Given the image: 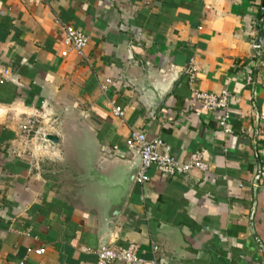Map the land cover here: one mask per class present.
<instances>
[{
	"label": "crops",
	"instance_id": "crops-1",
	"mask_svg": "<svg viewBox=\"0 0 264 264\" xmlns=\"http://www.w3.org/2000/svg\"><path fill=\"white\" fill-rule=\"evenodd\" d=\"M63 26L89 38L83 59ZM195 91L228 93L226 127ZM36 114L59 144L28 156ZM132 131L208 170H150L109 234L96 174L134 160ZM103 242L148 264H264V0H0V264H97Z\"/></svg>",
	"mask_w": 264,
	"mask_h": 264
},
{
	"label": "built area",
	"instance_id": "built-area-1",
	"mask_svg": "<svg viewBox=\"0 0 264 264\" xmlns=\"http://www.w3.org/2000/svg\"><path fill=\"white\" fill-rule=\"evenodd\" d=\"M62 44L66 49L72 50L75 54L83 59L85 52L89 46V38L81 31L71 27L63 26ZM198 69L192 66L188 70L190 76V84H193L197 75ZM2 77L9 78V71H3ZM250 81V80H249ZM110 81H106L101 89L106 91ZM195 99L199 103L202 112H217L225 111L220 119V125L226 127L231 119V113L228 110L229 95L227 92L222 94L205 93L195 91ZM108 107L111 109L114 117L124 120L125 109L118 106L114 101H108ZM48 136H57V121L46 119L40 114L28 118L20 126V142L26 148L28 156H36L38 154L50 151L52 143L47 140ZM128 149L138 154L141 157L140 168L137 172L135 183L144 185L149 182V171L154 169L159 174L165 177H181L193 171L206 172L208 165L205 161L204 152H195L191 154L187 161L179 160L173 157L169 149L160 139L150 140L149 137L140 131H132L130 138L127 141ZM157 251L153 247V252ZM28 254L42 256L45 254V249H28ZM97 264H148L140 256L139 246L131 244L129 247H117L106 245L98 253ZM156 264V261L150 262Z\"/></svg>",
	"mask_w": 264,
	"mask_h": 264
},
{
	"label": "water",
	"instance_id": "water-1",
	"mask_svg": "<svg viewBox=\"0 0 264 264\" xmlns=\"http://www.w3.org/2000/svg\"><path fill=\"white\" fill-rule=\"evenodd\" d=\"M47 140L52 144H59V138L56 136H48ZM133 154L134 160L113 177L109 178L96 174L97 200L104 211V230L109 234L113 232L124 209L140 168L141 157L136 153ZM105 246L106 242H103L101 249Z\"/></svg>",
	"mask_w": 264,
	"mask_h": 264
}]
</instances>
